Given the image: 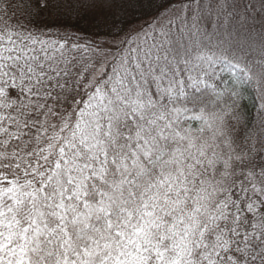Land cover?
<instances>
[{
  "label": "snow or ice",
  "instance_id": "snow-or-ice-1",
  "mask_svg": "<svg viewBox=\"0 0 264 264\" xmlns=\"http://www.w3.org/2000/svg\"><path fill=\"white\" fill-rule=\"evenodd\" d=\"M0 264H264V0H0Z\"/></svg>",
  "mask_w": 264,
  "mask_h": 264
},
{
  "label": "trees",
  "instance_id": "trees-1",
  "mask_svg": "<svg viewBox=\"0 0 264 264\" xmlns=\"http://www.w3.org/2000/svg\"><path fill=\"white\" fill-rule=\"evenodd\" d=\"M147 15V14H146ZM248 107L251 110V101H248Z\"/></svg>",
  "mask_w": 264,
  "mask_h": 264
}]
</instances>
